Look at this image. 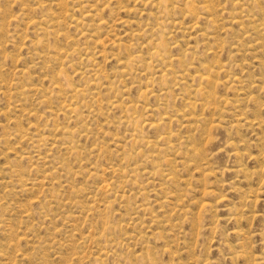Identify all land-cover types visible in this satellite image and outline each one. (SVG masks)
<instances>
[{"label": "rangeland", "instance_id": "1", "mask_svg": "<svg viewBox=\"0 0 264 264\" xmlns=\"http://www.w3.org/2000/svg\"><path fill=\"white\" fill-rule=\"evenodd\" d=\"M0 264H264V0H0Z\"/></svg>", "mask_w": 264, "mask_h": 264}]
</instances>
